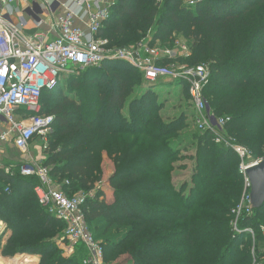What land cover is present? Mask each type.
Segmentation results:
<instances>
[{"label": "trees", "instance_id": "trees-1", "mask_svg": "<svg viewBox=\"0 0 264 264\" xmlns=\"http://www.w3.org/2000/svg\"><path fill=\"white\" fill-rule=\"evenodd\" d=\"M159 7V0H116L100 34L111 45L125 47L139 40L158 16L153 40L166 41L176 32L191 42L187 61L208 66L203 93L217 116L229 117L227 137L253 158L264 157V0H198L194 6L165 0L161 11ZM109 69L106 84L99 82L95 68H87L61 78L40 99L43 113L53 115L57 126L49 134L44 163L54 182L68 180L62 185L68 194L93 188L102 180L103 153L114 163L106 181L109 193L96 189L83 208L105 261L125 249L130 264H264V203L243 213L233 228V210L243 193L237 154L198 131L192 135L190 179L176 184L172 161L178 149L166 137L177 133L187 116L165 120L157 115L163 105L151 87L131 98L144 78L128 62L112 61ZM63 82L80 88L79 104L72 96L46 110L43 98H57ZM66 104L75 105L79 118ZM38 183L20 170L8 174L0 168V221L11 233L3 253H38V264H83V245L66 258L42 237L44 232L58 235L66 224L38 203ZM242 238L248 246L244 253L238 248ZM16 260L37 261L25 255Z\"/></svg>", "mask_w": 264, "mask_h": 264}, {"label": "built area", "instance_id": "built-area-1", "mask_svg": "<svg viewBox=\"0 0 264 264\" xmlns=\"http://www.w3.org/2000/svg\"><path fill=\"white\" fill-rule=\"evenodd\" d=\"M197 1L183 0L187 6ZM115 4L116 0H0V166L10 147L25 152L36 137L50 134L54 116L43 113L40 101L45 91L53 89L63 77L87 68L104 72L112 61L123 60L140 71L148 84L162 78L185 83L197 130L208 132L214 143L237 154L243 177L241 200L233 210V228L237 230L240 216L252 212L250 182L245 172L260 158H253L246 147L227 137L225 125L229 117L217 116L203 93L209 75L206 64L163 65L158 61L168 54L161 56L150 39L131 47H117L100 34ZM27 16L34 19L32 32ZM49 171L40 162L20 166L21 175L38 179L34 187L38 203L66 224L70 245L85 247L83 264H107L102 244L93 237L84 218V205L94 191L68 194L62 185L69 181L57 185ZM71 251L72 248L67 256L75 250Z\"/></svg>", "mask_w": 264, "mask_h": 264}, {"label": "rangeland", "instance_id": "rangeland-1", "mask_svg": "<svg viewBox=\"0 0 264 264\" xmlns=\"http://www.w3.org/2000/svg\"><path fill=\"white\" fill-rule=\"evenodd\" d=\"M165 0H159L160 7L159 10L161 11L162 6L164 5ZM182 4H184L183 0H180ZM115 16V14H114ZM159 21V17L157 16L154 22L151 26L146 30L145 34L139 37V40L136 42H133L131 44H124L125 47H131L138 42H140L142 39H150V42L153 46H155L158 49L159 54L166 55L169 57L171 62L163 63L165 65H174V66H191L190 63L187 61V57L190 55L191 49L190 44L191 42L189 40H186L182 35L177 34L176 32L172 34V36L168 40H153V33L155 32V26ZM168 52V53H167ZM163 61V60H162ZM160 64L162 63L161 60L158 61ZM205 62H201L199 64H202ZM110 64L107 65V68H105V71L103 72L102 69H96V75L99 76V82L101 84H106L110 80ZM94 74V73H93ZM78 80V79H77ZM88 82H86L85 86H89ZM78 86L72 87L69 82L67 83H61L58 90L55 92L58 94L57 98H53L50 96V99L47 100L46 98H43V104L45 109L50 110L52 108H55L60 104V100L62 98H66L67 100H71V97H74V102L77 103V100L79 99L77 90ZM152 88L155 93L157 94V103L163 105V108L160 111H157V115L159 114L160 117H162L165 120L173 119L180 114L186 115V119L183 122V127L175 134L170 135L166 137L173 146H177L178 149V155L174 161H172L173 166H175V169L172 171L174 175V182L178 184L179 182L189 181L191 169L194 166V155H195V146L192 145L193 139L192 135L195 133H198V130L195 125V111L192 108V103L190 101V96L188 92V86L184 85V83H178V81L168 79V78H162L157 80L155 83L148 84L145 82L141 87H135L133 94H131L132 97H139L142 93L146 92L149 88ZM78 89H80L78 87ZM60 91V94L59 92ZM55 96V95H54ZM82 103V102H80ZM79 104V102L77 103ZM64 107V106H63ZM65 109L68 110L74 118H77L79 113H75V105L66 104ZM126 109L123 110V114H126ZM77 115V116H76ZM82 115V113H80ZM76 116V117H75ZM83 116V115H82ZM79 118V116H78ZM57 129V126L52 124L51 125V132L53 130ZM176 136H178V141ZM47 139V140H45ZM49 135L45 137H36L30 144L27 151L23 152L18 149H15L13 147H10L7 152V158L3 159L1 162L0 168L4 170V172L8 174H14L19 172L20 166L27 163H45L46 159L48 158L49 153ZM58 140V139H55ZM45 141H47V147L44 148ZM102 166V180L100 182H95L93 185V188H84L79 189L77 191H95L96 189H104L105 193H109L108 187L106 185V181L110 174L113 172L114 169V163L113 161L108 158L106 153H103V158L100 163ZM12 166V167H11ZM53 180V179H52ZM54 182V180H53ZM57 185L60 184V182L56 183ZM75 191V192H77ZM73 192L72 194H74ZM47 210V209H46ZM87 227H89V223H86ZM91 230V229H90ZM93 232V230H91ZM121 232V230H117ZM118 232V233H119ZM113 233V231H112ZM10 229L7 227L6 223L4 221H0V264H18L19 261H13L18 256H33L37 259L35 264H38L40 261V258L37 254H34L32 252H16L12 255L8 253H3V250H7V240L10 235ZM93 234H96V232H93ZM111 234V232L107 233ZM42 237L50 240L51 243L54 244L56 247V251H59L62 256L69 257L67 254H69V249L72 248L73 250L79 249L80 244L76 245H70L68 239L66 238L65 234V228L59 231L58 235L52 236L50 232H44L42 233ZM99 240L101 239L99 236L97 237ZM246 239L242 238L239 241V250L243 251L241 253H244L245 248L248 246L245 245ZM84 249V248H83ZM71 251V252H72ZM75 252V251H74ZM73 252V253H74ZM253 252V249H252ZM72 255V254H71ZM70 255V256H71ZM86 256V254H85ZM115 259L112 258L111 261H105V258L103 256V261L107 264H130V258L128 253L125 249H121L117 252V254L114 256ZM12 261V262H10ZM10 262V263H9ZM24 264H30L29 262Z\"/></svg>", "mask_w": 264, "mask_h": 264}, {"label": "water", "instance_id": "water-1", "mask_svg": "<svg viewBox=\"0 0 264 264\" xmlns=\"http://www.w3.org/2000/svg\"><path fill=\"white\" fill-rule=\"evenodd\" d=\"M250 182L249 202L251 209H258L264 203V157L245 172Z\"/></svg>", "mask_w": 264, "mask_h": 264}, {"label": "crops", "instance_id": "crops-1", "mask_svg": "<svg viewBox=\"0 0 264 264\" xmlns=\"http://www.w3.org/2000/svg\"><path fill=\"white\" fill-rule=\"evenodd\" d=\"M30 1H32V0H29V2H30ZM20 7L23 8L24 5L21 4ZM26 18L28 19V25H27L28 28L31 29V32L34 31V30H32V29L34 28V26H33V25H34V24H33V23H34V19L28 18V16H27ZM168 59H169V57H165V58H163L162 60H168Z\"/></svg>", "mask_w": 264, "mask_h": 264}]
</instances>
